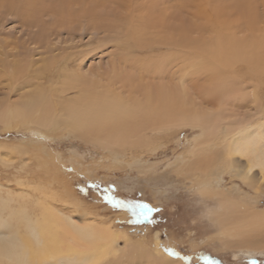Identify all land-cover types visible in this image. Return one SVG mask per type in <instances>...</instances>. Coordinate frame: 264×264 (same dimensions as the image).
<instances>
[{
	"label": "rangeland",
	"instance_id": "374dc122",
	"mask_svg": "<svg viewBox=\"0 0 264 264\" xmlns=\"http://www.w3.org/2000/svg\"><path fill=\"white\" fill-rule=\"evenodd\" d=\"M57 1L46 0L43 10L34 15L32 10L24 16L0 9V103L9 98L10 103L20 104L22 96L40 87L49 97V108L55 107L53 116L65 118L60 106L66 107L80 93H63L62 84L80 81L81 75L92 72L97 74L89 80L93 89L109 95L116 92L126 100L143 101V94L151 92L154 104L160 105L162 98L156 91L170 90L167 98L182 93L186 105L175 113L194 108L209 121L204 124L208 129L165 119L125 146L107 147L86 140V132L72 128L65 119L56 127L41 129L27 121L13 120L9 127L0 121V196L10 193L18 200L16 195L24 193L29 206L36 207L35 201L45 195V201L68 214L72 209L63 206V200L77 201L91 219L123 234L116 245L118 257L109 264H148L144 257L124 256L132 245L160 252L169 264H207L205 257L213 264H264V236L247 226L244 238L232 231L250 213L264 217V193L245 185L230 167L223 169L218 159L208 173L185 172L203 157L221 153L223 127L252 116L257 124L263 120L264 67L231 58L261 52L253 45L264 43V0H87L73 3L63 18L52 12ZM95 3L100 22L93 29L91 15L84 10ZM119 41L123 45L118 46ZM219 42L233 43L231 52L224 51V62L231 61L220 74L229 85L230 98L236 94L240 101L234 104L226 100L220 105L206 93L215 81L201 68L207 65L202 55L218 49ZM120 58L132 65L116 67ZM149 62L152 70H142L140 65ZM63 65L67 67L62 70ZM196 139L203 150L193 157ZM106 188H113L117 198L142 200L159 208L153 213L155 223H134L127 209L104 200ZM228 205L234 209H227ZM245 240L251 242V249L239 247ZM161 245L180 255L170 256Z\"/></svg>",
	"mask_w": 264,
	"mask_h": 264
},
{
	"label": "bare ground",
	"instance_id": "6f19581e",
	"mask_svg": "<svg viewBox=\"0 0 264 264\" xmlns=\"http://www.w3.org/2000/svg\"><path fill=\"white\" fill-rule=\"evenodd\" d=\"M45 1L46 0H0V9H10L12 12L16 11L24 16L28 15L32 10L34 15L35 12L40 13L43 10ZM58 1L51 9L52 12H55L62 18L69 15H67V10L72 7L71 5L73 3L77 2L78 4H83V2H87V0ZM120 1L123 2V0ZM97 5V3L93 4L91 9L89 6H86L84 10L92 17L95 16V18L89 16L93 29H95L100 22V17H96L97 14L95 12ZM138 39V42H141V38L138 37ZM138 42L137 44L140 46L141 43ZM223 43L224 42H219L220 45L218 49H210V51L203 53L202 56L205 57V59L207 58V65L201 67L203 70L209 71L213 77V81H215V85L210 87L206 92L207 96L220 105L224 104L226 100V102L230 101V103L233 101L240 102L236 94H234V99L230 98L231 92L228 91L229 85L227 81L221 78V67L225 64H229L231 61L224 62L225 53H227V51L231 52L230 46H233V43H227L228 45H223ZM117 44L118 46L123 45V41L122 43L119 41ZM244 45L239 48H243ZM224 46L228 47L224 48ZM253 47L258 48L261 52L255 51V54L252 56H242L241 53H237L231 58L232 61L244 58L247 61L250 60L255 66L264 67V43H256V46L253 45ZM254 48L251 49L254 50ZM125 49L131 51L130 47ZM220 49H222V51H219ZM252 53L253 52H251V54ZM117 63L118 65L116 64L115 66H120V69L132 65L124 62L123 58H120ZM136 64L137 62H133V65L136 66ZM150 64L152 63L149 62L140 65L141 69L147 70ZM152 66L156 72L159 71V67ZM16 67L17 66H14V70L18 72L19 69ZM65 67L67 66L63 65L62 70ZM114 70L118 73L120 72V75H124V73H122L123 70L121 71L117 68ZM95 75L97 74L88 72L87 76H80V81L74 79L71 83L65 82L62 84L61 92L65 93L71 90H78L80 93L79 97L75 100H71L66 107L60 106L61 109L59 113L65 118L59 119L53 116L55 107L52 109L49 108V97L43 94L45 91L39 87L37 92L22 96L23 100L21 98L22 101L20 104L16 103V101V104L10 103L9 98L4 101L5 103L1 102L0 121L4 122V125L8 127L12 125L13 120L14 122H16L15 120L20 122L27 121L28 124H34L41 129L48 128L50 125L56 127L59 121L65 119L64 121L72 128L86 132L84 135L86 140L92 139L107 147L113 145L125 146V144L130 143L133 137L142 133L145 128L162 124L165 119L175 124L179 123L206 127L205 132H207L206 129H208V127L204 124H207V122L209 123V121H207L206 117H203L202 114L194 112V108L193 110L181 109L182 113L180 115L176 114V110H178L176 108L186 105V97L184 94H175L177 97L174 98L171 94L172 98H167L169 96L166 95V92H170L169 89V91L166 89L156 91L158 92L157 98L159 100L162 98V101L160 100L162 102L160 103L161 106L154 104L153 98H155V95L151 92H144L143 101L135 97H130L128 98L129 100H126L119 93L114 92L112 95H109L108 92L99 93L96 88L93 89L91 81L89 80L93 79ZM116 75L120 77L119 74ZM127 79L132 80L131 77L128 78V76ZM46 82H48V79H46ZM145 90L148 89L146 88ZM169 94L170 93H168V95ZM164 108L170 110V112L167 111L169 114L166 116H164L167 113H165ZM198 111L199 110H197V112ZM234 117H236L235 119L241 118V116ZM253 120V116L246 121L242 118V120H238L239 122L237 121L231 123L230 126L223 127L225 130L221 153H217L215 157H203L200 161L195 162L196 165H194V167H188L185 172L192 175V171L197 169L205 170L206 173H208V171L211 170L210 164L218 159V161L224 163L223 169L230 167L245 185L251 187L255 191L260 190L264 193V117L262 122L258 124L253 122ZM237 123L239 124L238 126L236 125L237 127H231ZM88 134L90 137H87ZM194 142L197 143L196 145L193 144L195 147L192 153L193 157L200 156L199 154L203 150V144H198L197 139ZM138 143L140 144V142ZM215 164H217V162H215ZM205 175L209 176L210 173L209 175ZM23 194L24 193L18 194V196L16 195L18 200H15V196L10 193H8V197L0 196V264H64V261L68 260L69 257L74 259L76 264H109L118 257L116 245L123 234L114 231L108 224L104 225L91 219L89 213L81 210L77 201L63 200V206L72 209L70 211L71 214H68L63 208H58L51 202L45 201V195L35 201L36 207H30V204L27 202L29 199L24 197L25 195ZM227 207V209H234L231 205ZM249 216L251 217L249 218ZM249 216L247 219L239 221V225L236 222L237 225L234 226L233 229L231 228L232 231L237 232L236 236L241 234V238H244L242 233L244 232L243 230H245L244 226H247V228L251 227L255 233L264 236V217L253 213H250ZM230 230L228 229L227 232ZM258 245L261 246V244ZM239 247L251 249L250 247H252V245L251 242L245 240ZM126 253L133 256L132 258L144 257L148 264H169L167 256L160 254V252L156 254L149 253V251L145 250L141 245L129 246L124 256Z\"/></svg>",
	"mask_w": 264,
	"mask_h": 264
},
{
	"label": "snow or ice",
	"instance_id": "6c2138e0",
	"mask_svg": "<svg viewBox=\"0 0 264 264\" xmlns=\"http://www.w3.org/2000/svg\"><path fill=\"white\" fill-rule=\"evenodd\" d=\"M104 191L108 193L104 196V200L107 201L109 204L113 205L114 207L127 209L131 213L134 223H143L145 221L155 223V221L152 219L153 213L160 211L159 208H156L150 203L142 200H125L117 198L115 195L112 194L113 188H106ZM161 247H164V250L170 256L180 255V253L172 247H167L164 245H161ZM204 259L207 261V264H213V262L207 257H205ZM64 264H76V262L74 259L69 257L68 260L64 261ZM253 264H255V262H253Z\"/></svg>",
	"mask_w": 264,
	"mask_h": 264
},
{
	"label": "trees",
	"instance_id": "16d2710c",
	"mask_svg": "<svg viewBox=\"0 0 264 264\" xmlns=\"http://www.w3.org/2000/svg\"><path fill=\"white\" fill-rule=\"evenodd\" d=\"M105 195H107V193H106ZM145 224H146V223H145ZM150 224H152V223H150Z\"/></svg>",
	"mask_w": 264,
	"mask_h": 264
}]
</instances>
